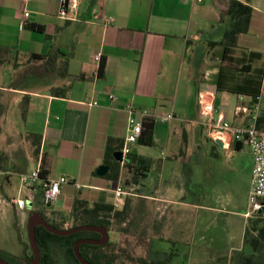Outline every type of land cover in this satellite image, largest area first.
<instances>
[{
	"label": "crops",
	"instance_id": "0c3cea01",
	"mask_svg": "<svg viewBox=\"0 0 264 264\" xmlns=\"http://www.w3.org/2000/svg\"><path fill=\"white\" fill-rule=\"evenodd\" d=\"M64 1L0 0V47L17 51L21 62H26L33 54L49 55L61 51L69 55L70 78L67 79L77 78L75 81L46 88L45 92L5 89L11 95L29 94L31 103L34 98L47 101L50 116L55 108L53 123L47 121L46 128L57 127L53 135L63 149L82 148L92 157V164L104 166L108 139H120L125 144L129 132L126 109L131 105L147 111L153 118L174 114L170 122H156L154 139L156 146H166L174 164L184 165L182 175L178 177L181 182H191L195 166L206 165L208 159L218 156L220 151L222 154L236 151L226 132L210 134L204 110L210 105L217 111L215 119L222 116L224 121L234 125L251 122L250 112L238 110L240 107L250 110L251 98L219 91L217 83L223 64L238 78L246 75L241 70L250 75L264 69V0H237L251 7L253 13L248 33L239 36L237 47L226 62L223 61L224 48L211 49L208 43L221 41L226 29L221 18L227 12L230 0H69L66 10ZM26 12L30 14L27 19ZM28 23L44 26L45 33L24 29ZM215 35L216 39L213 38ZM253 52L261 54L262 58L249 62L248 55ZM98 55L106 62L102 78L98 73ZM7 66L9 85L14 71L11 65ZM53 87L66 88L67 92L60 97L52 96ZM109 93L119 100L111 102ZM261 93H264V78ZM87 100L97 101L99 106L90 107L85 104ZM137 118L141 119L140 116ZM45 142L43 138L41 154L45 156L44 161L41 162V155L37 167H43L49 179L65 177L55 176L56 157L46 151ZM137 146L147 147L137 144L132 147V152ZM174 171L179 175L180 166ZM93 173L90 168L86 176L81 174L78 177L84 181L81 185L77 179L66 185L75 188L74 183L79 184L81 189L76 188L80 193L84 187L91 190L89 198L84 199L91 204L104 199V194L110 191L108 185L96 179ZM183 192L178 191L180 199L184 200L178 204L187 205L181 196ZM58 201L59 198L56 204ZM55 213L61 218V212ZM28 219V213H24L18 222L20 235ZM19 241L22 251L26 241Z\"/></svg>",
	"mask_w": 264,
	"mask_h": 264
},
{
	"label": "rangeland",
	"instance_id": "374dc122",
	"mask_svg": "<svg viewBox=\"0 0 264 264\" xmlns=\"http://www.w3.org/2000/svg\"><path fill=\"white\" fill-rule=\"evenodd\" d=\"M213 38L216 39V35ZM0 71V91L3 93L2 101L7 106L5 115L0 120L2 127L0 150L4 157L8 158L4 170L0 169V249L21 253L19 239L29 243L28 223L26 227L23 224L21 235L19 231L21 227L17 224L24 213L29 215V211L35 208L31 193L24 185V178L32 174L40 159L34 156L30 134L41 135L46 140V145L44 144L46 151L56 157L55 176L65 175L70 183L74 182L73 179L78 180L81 174L86 176L90 168L97 173L101 166L92 164V157L82 148L63 149L60 146L59 139H55L53 135L57 127L51 125L47 130L49 124L46 125V122L53 123L55 115L54 108L53 115L50 116L47 101L34 98L23 121L19 110L23 95H11L4 90L9 86V67L6 65ZM70 81L72 80L59 77L32 78L24 87L45 92L46 88L69 84ZM135 153L154 157L157 162L155 173L143 182L144 186H126V179L129 181L131 179L127 168H124L119 182L95 176L96 179L104 181L110 189L104 194L103 201L108 200L113 204L115 197L113 191L115 192L118 186L130 193L128 197L141 200L145 214L141 212L143 217L140 221L144 228H147L146 234L140 230L142 236L130 238V246L135 251L133 255L147 257V243L156 238L153 236L154 230L147 229L152 227L154 221L156 223L154 226L158 227L157 238L177 243L178 245L174 244V248L182 245L177 248L184 249L183 253L187 255L183 264H209L213 258L216 259L220 255H225L228 259L227 264H231L230 257L242 247L248 220L243 218V215L248 209V190L253 169V158L249 149L244 148L226 154L220 151L217 157L212 156L208 159L206 165L198 168L195 166L194 179L191 182L188 180L181 182L178 179L182 175L184 165L174 164L172 159H169L170 152L165 145L143 149L137 146ZM179 166L181 171L178 175L174 169ZM17 168L24 169L25 174L18 175ZM78 182L83 184L84 181L79 178ZM75 188L63 185L58 203L46 206L50 217L52 213L57 217L56 211L61 212V218L57 217L55 220L64 222L66 227L73 225L71 215L73 200L87 199L92 194L87 187H84L81 193ZM36 189L38 191V187ZM180 190H184L181 196H184L187 205L178 204L184 201L183 198L180 199L178 193ZM13 200H24L26 204L31 201L32 204H27V209L23 211L13 206ZM89 201L93 202L92 199ZM57 222L58 226L63 225ZM137 237H143L144 240L139 242ZM126 239L114 230L110 233L112 242H126Z\"/></svg>",
	"mask_w": 264,
	"mask_h": 264
},
{
	"label": "trees",
	"instance_id": "16d2710c",
	"mask_svg": "<svg viewBox=\"0 0 264 264\" xmlns=\"http://www.w3.org/2000/svg\"><path fill=\"white\" fill-rule=\"evenodd\" d=\"M253 9L237 0H230L227 12L222 16L221 23L226 29L221 41H210L208 46L211 49L217 46L224 48L223 61L226 62L231 52L237 47L240 35L248 33L251 24ZM24 29L41 33H45V27L39 24H25ZM248 61L253 62L260 60L262 55L259 53H250ZM5 65H11L14 75L6 89H14L25 91V85L32 78H40L42 76H56L62 79L70 78L69 55L59 51L56 54L49 55H31L26 62L20 61L19 53L13 49L0 47V69ZM106 62L101 58L99 66V76L102 78L105 73ZM246 74L243 78L233 75V70L229 69L225 64L220 68V75L217 83L219 91H225L237 96H248L251 98V105L257 103L262 92L264 69L255 70L250 73L241 70ZM72 79V80H76ZM5 90V89H4ZM67 92L66 88H52L51 94L55 97L63 96ZM3 93L0 91V120L5 115L7 106L2 101ZM23 99L19 103L20 115L23 121L26 119L30 110L31 98L29 94H23ZM257 129L264 133V107H261L256 122ZM156 121L153 118H147L143 122V132L139 140V145L147 147H155L154 139ZM2 127L0 124V135ZM30 140L34 147V156L41 157V149L43 137L41 135L30 134ZM124 148V141L116 138H109L105 148L104 166L109 168V172L101 177L109 181L119 182L122 179L124 168H127L130 181L126 179V186H142L151 174L155 173L156 160L149 157L131 152L126 161L122 164L115 160L114 154L121 152ZM242 144L236 143L235 150L241 151ZM42 155L41 162L44 161ZM213 157H217L213 155ZM8 161L7 157L0 150V169L4 170V165ZM17 173L24 175L25 170L17 168ZM96 177L97 173H94ZM9 177L7 176L6 179ZM40 178L42 181H48L49 177L43 167L40 168ZM144 186V185H143ZM140 192V191H138ZM140 193H138L139 195ZM140 196V195H139ZM140 198V197H137ZM35 208L29 211V217L34 213H39L53 227L59 230H70L76 227L92 225L96 227H104L108 231L113 230L121 237L127 238L126 242L109 241L106 245H82L80 253L84 259L93 264H183L187 255H184V249L174 248V242L166 241L163 238H157V225H153L149 229L154 230L153 238L147 243V257L143 255L134 256L135 251L130 246V238L137 235L140 230L146 234V228L142 225L141 212L145 214L141 200L127 197L125 204L119 210H116L112 203L103 200L93 204L88 201L77 198L72 207L73 225L71 227L64 226V222H57L52 213L50 217L46 211L41 186L33 197ZM52 220V221H51ZM56 222L62 226H58ZM142 236V235H141ZM37 242L41 251L40 264H80L74 255L75 244L83 239H96L99 237L96 233L80 232L69 237H60L49 233L43 227L36 228ZM139 242L144 240L143 237H137ZM159 243V244H158ZM178 245V244H177ZM182 247V245L180 246ZM179 247V248H180ZM213 252L214 249L212 248ZM217 253V252H216ZM0 256L11 264H30L34 254L29 243H23L21 253H12L0 249ZM210 261V260H209ZM228 259L225 255L217 256L216 259L210 261L209 264H227ZM231 264H264V218L259 215L256 218L247 220L245 226L243 242L241 249L235 251L229 259Z\"/></svg>",
	"mask_w": 264,
	"mask_h": 264
},
{
	"label": "built area",
	"instance_id": "2783aa9c",
	"mask_svg": "<svg viewBox=\"0 0 264 264\" xmlns=\"http://www.w3.org/2000/svg\"><path fill=\"white\" fill-rule=\"evenodd\" d=\"M203 0H198L202 2ZM29 13H25V18L29 17ZM101 56L96 57V61L100 62ZM108 98L111 102H117L119 99L116 95L109 93ZM264 100V93H261L257 103L254 104L249 110L246 107H240L239 112L251 113V122L248 125H234L227 121H224L223 117L220 116L215 119L214 113L216 109L208 105L204 110V115L208 118L206 127L210 134L214 135L218 131L226 132L231 137V141L236 144L245 145L253 158V170L251 185L248 193V209L244 214V218H256L261 215L264 218V133H261L257 127V117L262 107V101ZM86 105L90 107H98L97 101L87 100ZM126 111L129 114L128 126L129 132L125 139L123 153V162L126 161L127 157L132 152V147L139 143L140 137L143 132V122L147 118H153L149 116L147 111L137 110L133 106H127ZM138 116L141 119L137 118ZM156 122L166 123L174 119L173 113H167L156 118H153ZM40 165L33 170L32 174L25 176L24 185L30 191L34 197L37 192V187L41 186L43 191L44 200L46 204H53L57 202L59 196L62 194L63 185L70 184L67 177H61L59 179H49L48 181H42L40 178ZM78 189H81L80 185L74 183ZM114 207L119 210L125 203V198L130 195L129 192L125 191L122 187H118L114 192ZM33 199V198H32ZM13 205L17 206L21 210L27 209V204L24 200H13Z\"/></svg>",
	"mask_w": 264,
	"mask_h": 264
},
{
	"label": "water",
	"instance_id": "95a60500",
	"mask_svg": "<svg viewBox=\"0 0 264 264\" xmlns=\"http://www.w3.org/2000/svg\"><path fill=\"white\" fill-rule=\"evenodd\" d=\"M69 0L64 1V8L65 10L68 9ZM217 143L222 147V143L220 141H217ZM115 160L119 163L123 162V153L122 152H116L114 154ZM109 172V168L107 166H101L97 170V176L98 177H104ZM27 204L31 205V201H29ZM37 227H43L46 231H48L51 234L60 236V237H69L71 235L80 233V232H92V233H98L101 235V239H83L78 241L74 246V255L78 262L80 264H93L86 259L83 258V256L80 253V247L82 245H94V246H102L109 242V231L105 229L104 227H96L92 225L87 226H81L76 227L70 230H59L53 226H51L42 215L39 213H34L32 216L28 219V237H29V245L33 251L34 257L30 264H40L41 262V251L37 242L36 237V228ZM0 264H11L4 260L0 256Z\"/></svg>",
	"mask_w": 264,
	"mask_h": 264
},
{
	"label": "flooded vegetation",
	"instance_id": "af4514ba",
	"mask_svg": "<svg viewBox=\"0 0 264 264\" xmlns=\"http://www.w3.org/2000/svg\"><path fill=\"white\" fill-rule=\"evenodd\" d=\"M110 231H109V237H110ZM97 235H99V237L98 238H96V239H101V235L100 234H98V233H96ZM109 241H110V239H109ZM109 243V242H108ZM106 245V244H105Z\"/></svg>",
	"mask_w": 264,
	"mask_h": 264
}]
</instances>
